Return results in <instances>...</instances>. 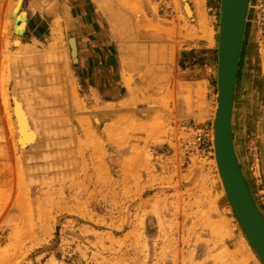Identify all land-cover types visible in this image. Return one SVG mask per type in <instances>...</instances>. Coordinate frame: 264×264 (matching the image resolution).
Returning <instances> with one entry per match:
<instances>
[{"label": "rangeland", "instance_id": "rangeland-1", "mask_svg": "<svg viewBox=\"0 0 264 264\" xmlns=\"http://www.w3.org/2000/svg\"><path fill=\"white\" fill-rule=\"evenodd\" d=\"M212 2L197 18L172 0L165 19L153 0H0V264H263L214 159ZM249 15L232 132L264 213V0ZM134 22L185 40L159 54ZM127 138L141 148L120 171L113 141ZM65 201L77 212L51 214Z\"/></svg>", "mask_w": 264, "mask_h": 264}, {"label": "water", "instance_id": "water-1", "mask_svg": "<svg viewBox=\"0 0 264 264\" xmlns=\"http://www.w3.org/2000/svg\"><path fill=\"white\" fill-rule=\"evenodd\" d=\"M249 4L250 0H219L217 102L212 142L226 199L245 237L264 264V213L241 169L232 132L235 81ZM71 53L74 55L73 49Z\"/></svg>", "mask_w": 264, "mask_h": 264}, {"label": "crops", "instance_id": "crops-1", "mask_svg": "<svg viewBox=\"0 0 264 264\" xmlns=\"http://www.w3.org/2000/svg\"><path fill=\"white\" fill-rule=\"evenodd\" d=\"M212 1H213L212 3L216 5V2H215L216 0H212ZM188 3L191 6V11H193V15L198 18L199 16H202V14H203V12L205 10V7L207 5V0H188ZM217 4H218V1H217ZM122 11L125 12L124 9H122ZM134 24H135V30L132 33H133V36H134L133 38H135V42L138 43V44L139 43L140 44L141 43H147V45L151 46L150 47L151 49L153 48L155 50L154 52H157V50H158L157 53H159V54H160V52H159L160 49L164 48L165 46H170L175 41L177 42L176 45H174L175 46L174 50H175V53H176L178 51V49H179L178 41L183 42V40H185V39H171L172 38L171 36L166 35L162 31H161L160 35H156L155 38L147 39L146 36H148V35H144L145 32H143V31L140 32V29L138 28V24L139 23H135L134 22ZM145 34H147V33H145ZM244 37H245V32H244L243 41H242V45H241L239 64H238V70H237V75H236L235 89H236V86H237L238 75H239V71H240V67H241V58H242L241 56H242V52H243ZM156 57H157V55H156ZM138 67H139V65H134L129 70H126L127 69V66H126V69H125L126 71L125 72L131 74L132 77H135V79H137V77L140 76V75L137 74ZM141 76H143V75H141ZM175 77H176V75H175ZM192 81L193 82L202 81L204 84H206L205 78H203V79L200 78L199 80L194 79ZM163 89L164 88H161L160 90L163 91ZM235 95H236V93H234V103H235ZM14 98L16 99L15 101L19 102L21 108H23L21 102L15 97V95H14ZM113 103H115V102H108L106 104H109V106H110V104H113ZM13 106H14V103H13ZM13 106H12V108H13ZM24 114H25L24 115L25 116L24 122L26 123L27 131H29L30 133L33 132L32 137L31 138H27V139L30 140V139H33L36 136V134H35V131L31 128V126H30V124L28 122V118H27L25 110H24ZM234 116H235V104H233V120H234ZM92 119L94 120V116H92ZM233 120H232V122H233ZM23 132H24V129H23ZM130 141H131L130 138H127L126 141H123L122 143H118V142L113 141L114 149L111 152V154L114 156L113 160L116 161L117 164H119L118 168H119L120 171L122 170L121 167H120V164L124 163L125 159L130 157L131 148L132 147L135 148V149L141 148L140 144H134L132 146ZM125 146H128V149H126L125 151L121 152V150ZM96 147L98 148V145ZM97 148L95 149L96 153H98L97 152L98 151ZM117 156H119V157L117 158ZM135 170H133V171H135ZM138 171H139V174L141 175L142 172L140 171V169ZM139 180H142V178L139 179ZM130 185L132 186L131 180H129L128 178H123V186L127 187V186H130ZM54 206L55 207H54L53 211L51 212V214L55 213L57 215L58 214H63L64 212L76 213L77 210H78V207H79V205L77 203H68V201H65V202H62V203H56Z\"/></svg>", "mask_w": 264, "mask_h": 264}, {"label": "built area", "instance_id": "built-area-1", "mask_svg": "<svg viewBox=\"0 0 264 264\" xmlns=\"http://www.w3.org/2000/svg\"><path fill=\"white\" fill-rule=\"evenodd\" d=\"M158 6V11L165 19H170L174 16V6L172 0H153ZM200 139V138H198Z\"/></svg>", "mask_w": 264, "mask_h": 264}, {"label": "bare ground", "instance_id": "bare-ground-1", "mask_svg": "<svg viewBox=\"0 0 264 264\" xmlns=\"http://www.w3.org/2000/svg\"><path fill=\"white\" fill-rule=\"evenodd\" d=\"M252 2H253V0H250V4H249V8H248V12H247V17H246V21H245V27H244V32H245V29H246V27H247V22H248V19H249V12H250V8H251V4H252ZM188 12V11H187ZM192 15V14H191ZM3 25V24H2ZM1 25V26H2ZM20 29H23V24H21V26H20ZM244 32H243V36H244ZM74 38H71V44H72V46H73V48H74V40H73ZM242 41H243V38H242ZM241 45H242V43H241ZM74 51H76L75 50V48H74ZM240 51H241V49H240ZM239 58H240V55H239ZM238 64H239V61H238ZM2 66V65H1ZM1 70H2V68H1ZM237 70H238V68H237ZM235 83H236V81H235ZM234 93H235V90H234ZM236 97H237V94L235 95V103H234V99H233V104H235V106H236ZM4 102V101H3ZM7 102V101H6ZM3 104V103H2ZM7 110V109H6ZM5 110V111H6ZM7 112V111H6ZM10 116V115H9ZM7 118V117H6ZM10 120V119H9ZM232 120H233V112H232ZM8 122V121H7ZM232 124H233V122H232ZM9 161V160H8ZM7 165V164H6ZM5 165V166H6ZM7 177H8V175H7ZM10 179V178H9ZM8 180V179H7Z\"/></svg>", "mask_w": 264, "mask_h": 264}]
</instances>
